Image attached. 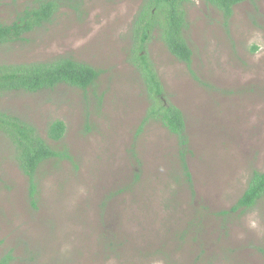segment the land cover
I'll list each match as a JSON object with an SVG mask.
<instances>
[{"label":"rangeland","instance_id":"rangeland-1","mask_svg":"<svg viewBox=\"0 0 264 264\" xmlns=\"http://www.w3.org/2000/svg\"><path fill=\"white\" fill-rule=\"evenodd\" d=\"M35 2L0 0V21ZM140 3L66 0L52 22L0 44V62L70 56L101 71L86 90L0 96V109L43 135L62 120L63 138L50 143L71 155L40 166L31 205L0 133V257L10 252V264H264V197L221 213L264 171V0L235 5L227 21L202 0L187 5L193 73L161 40L147 43L166 100L185 117L191 187L176 137L142 123L148 102L127 59Z\"/></svg>","mask_w":264,"mask_h":264},{"label":"trees","instance_id":"trees-1","mask_svg":"<svg viewBox=\"0 0 264 264\" xmlns=\"http://www.w3.org/2000/svg\"><path fill=\"white\" fill-rule=\"evenodd\" d=\"M66 0H36L20 17L10 24L0 21V44L19 41L23 35L52 22L53 17ZM194 0H141L138 11L130 23L128 61L136 68L147 107L142 123L156 121L176 137L180 166L188 185L192 186L191 173L186 162L189 139L185 117L181 109L165 98V90L150 58L147 43L152 38L161 40L165 48L187 69H191L193 51L185 37L187 28V5ZM216 8L227 21L235 5L246 0H202ZM252 1V0H251ZM255 49V47H253ZM101 71L70 56H58L48 60L18 63L0 62V96L12 92L34 93L65 84L86 90L92 86ZM66 131L62 120L47 123L45 135L35 124L7 110L0 109V133L8 141L11 158L26 176L28 196L35 205L38 191L37 172L48 160H71L65 147L56 148L50 141H60ZM264 197V171L254 170L246 187L229 210H248ZM10 252L0 257V264H10Z\"/></svg>","mask_w":264,"mask_h":264}]
</instances>
